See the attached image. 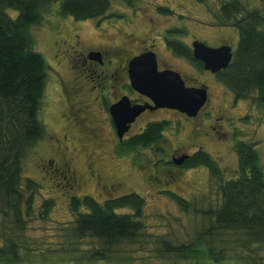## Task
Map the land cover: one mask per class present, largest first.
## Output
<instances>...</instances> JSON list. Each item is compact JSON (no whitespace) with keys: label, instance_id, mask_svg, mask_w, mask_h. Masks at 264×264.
Here are the masks:
<instances>
[{"label":"rangeland","instance_id":"1","mask_svg":"<svg viewBox=\"0 0 264 264\" xmlns=\"http://www.w3.org/2000/svg\"><path fill=\"white\" fill-rule=\"evenodd\" d=\"M241 2L246 9L258 10L264 14V0H109L110 8L107 16L101 20H88L76 22L71 17L62 16L59 13V3L51 4L43 15L39 26H33L29 33L33 39V50L40 53L47 65V81L42 99L39 118L45 125V136L33 148L29 149L23 160V180H33L38 189L33 195L32 208L29 214L24 216V229L15 232L14 236H8L13 230V221L10 212L0 215V248L5 246L9 238L19 236L18 257L14 262L6 261L0 264H232L233 261L226 260L215 263L204 257L193 260L182 261L175 255L162 254L159 251L158 241L164 239L175 244H185L193 241L198 234L207 228L208 216L206 213L214 212L221 205L220 194L216 181L210 176L205 167L195 169H180L176 171L164 166V162L170 160L171 155H192L201 148L215 161L220 168L224 178L238 171L237 155L234 145L238 141L251 144L258 154L259 165L264 172V105L256 102L255 94H251L243 100H234L233 94L215 78L205 75L202 69L195 68L188 59L175 56L169 49L165 48L162 39H175L183 45L190 47L192 41H200L207 46L214 47L219 43L237 40V30L229 27V24L221 21L220 8L229 2ZM159 8L168 10L160 12ZM14 17L15 12H7ZM100 22V23H98ZM67 33L69 38L65 47H59L56 52L57 33ZM68 31L70 33H68ZM62 34V38H64ZM131 34V35H130ZM78 35L79 43L99 47L100 45H118L129 42L130 48L139 46L138 40H144L156 45L155 52L158 54V67H168L180 73L186 85L198 86L207 83L209 99L198 114V120L168 109H159L154 113L144 115L137 123L136 128H141L145 123L152 121L167 120L168 129L163 138L150 149H142L129 154H120L119 148L112 145L111 131L103 125L104 130L93 135L86 130L87 136L91 137L84 141L69 137V143L64 141L61 128L62 121L58 118V109H63V101L58 95V86L54 84V78L58 71L63 79H75L83 81L84 100L90 109L99 110L93 100L94 95H87L84 90V82L87 85L97 84V80L86 79V73L78 61V58L67 51L68 45ZM132 40V41H131ZM57 61H64L66 68L56 65ZM209 77V78H208ZM88 78V76H87ZM81 84V81H80ZM108 95L109 90H103ZM52 100V101H51ZM53 104L51 107L48 102ZM110 99L106 102H98L99 106L107 112ZM220 112V113H219ZM212 113L210 119L206 116ZM102 114V115H101ZM99 116L95 112L96 119L102 118L104 112ZM98 116V117H97ZM64 117H69L67 113ZM216 120L213 122L212 118ZM225 122V125L223 123ZM199 122V124H198ZM211 124L219 130L226 126L219 135L220 147L205 145L202 141L203 132L200 125ZM205 131V130H204ZM222 131V129H221ZM79 132V131H77ZM76 132V133H77ZM74 134V132L72 131ZM60 141L53 142V136L59 135ZM52 139V140H51ZM71 140V141H70ZM104 140L105 146L98 147L97 143ZM92 143L97 146L94 156L101 159L99 164L102 171L109 174L112 169L116 175L124 179L122 190L110 191L109 195L104 191L93 188V183L87 180L85 174L86 146ZM68 146L73 149L75 172L79 182L72 187L64 186L60 176L53 177L48 170L40 168L39 159L46 158L51 153V145ZM161 150V152H159ZM212 150L216 151L215 153ZM86 151V152H85ZM95 158V157H94ZM157 160V161H156ZM136 165V166H135ZM158 165V167H157ZM175 174L172 176L166 171ZM171 178H175L172 180ZM24 187V185H23ZM105 190H109L106 188ZM165 190H169L184 200L191 203L188 211L181 210L174 202L167 198ZM134 192L146 200L143 209L142 221L144 229L141 234L130 241H124L113 249L111 256L106 260H92L90 254L94 249H100L95 238L86 237L80 241L78 251L74 253H61L59 248H67L70 239V228L73 227V216L69 211V200L72 196H91L98 202L117 198ZM70 196V198H69ZM52 199L54 206L46 213H42L44 200ZM129 209L118 210V213H128ZM211 212V213H212ZM224 236V235H223ZM18 242V240H16ZM213 251L217 253L224 249L227 254L229 250V237H222L220 241H212ZM254 253L261 256L259 246H253ZM60 250V249H59ZM199 253L204 249L197 247Z\"/></svg>","mask_w":264,"mask_h":264},{"label":"trees","instance_id":"2","mask_svg":"<svg viewBox=\"0 0 264 264\" xmlns=\"http://www.w3.org/2000/svg\"><path fill=\"white\" fill-rule=\"evenodd\" d=\"M55 2L62 16L76 22L101 20L110 8L109 0H0V215H12L9 225L13 232L8 236L24 229L23 213L29 214L32 208L38 186L29 178L23 180V160L29 149L43 140L46 130L39 113L47 65L33 50L29 29L41 24L44 13ZM8 11L15 12L14 17ZM159 11L168 12L163 8ZM220 14L221 21L238 31V42L233 59L217 78L235 101L255 94L256 102L264 105V14L235 1L223 4ZM166 44L175 56L194 60L189 47L179 41L168 39ZM168 127L167 121L147 124L139 135L119 144V153L127 155L156 145ZM234 148L238 171L227 179L206 152H198L184 163L183 169L207 168L217 183L221 205L206 213L207 228L193 241L175 244L162 239L158 241L160 253L178 256L182 261L204 257L215 263L231 260L232 264H264V172L251 144L238 141ZM165 194L181 210L188 211L192 206L174 193ZM68 205L73 216L67 237L70 244L56 250L63 254L78 251L77 244L92 237L100 249H94L90 258L106 260L113 249L137 238L144 229L146 200L134 192L101 203L90 196H73ZM53 206L52 199L44 200L42 213ZM122 209L129 211L117 212ZM223 235L229 237L230 255L224 249L213 251L212 241H220ZM19 240V236L9 238L0 248V263L15 261ZM198 246L203 253L198 252ZM253 246L260 247L261 256L254 253Z\"/></svg>","mask_w":264,"mask_h":264},{"label":"flooded vegetation","instance_id":"3","mask_svg":"<svg viewBox=\"0 0 264 264\" xmlns=\"http://www.w3.org/2000/svg\"><path fill=\"white\" fill-rule=\"evenodd\" d=\"M100 23V22H98ZM229 27L232 28L233 26ZM235 29V28H234ZM68 33H70L68 31ZM63 32L57 33L58 40L56 41L55 44H57L55 50L56 52H60L59 47H65L66 43L68 40H65V37L69 38V35L64 34V38H62ZM238 34V31L236 33V36ZM131 35V34H130ZM138 40L139 46L135 48H130L129 47V42L127 43L126 41L124 43H120L116 46L114 45H100L99 47H92L91 45H83V43H79V37L78 35H74L73 40L70 42V45H68L69 50L67 49L68 53L70 50H72V53L75 54V56L78 58V61H80L81 66L83 67L85 73H86V79H96L97 84L95 85H87V83L84 82V90L87 95H94L93 100L95 103L98 105L99 110H94L90 109L89 104L86 103L87 100H84L83 97V90H81V86L83 85V81L79 80L75 77V79H63L62 77L59 76L58 71H54L56 77L54 78V84L58 86V95L61 101H63V109L59 110L58 109V118L62 121L63 127L61 128V133L64 138V141L66 143H69V137L71 139H75L76 141L79 139H83L84 141L91 139L92 136L97 137V134L93 135V130H97V133H101L102 130H104L103 125L107 127L109 131H111V138H112V145L117 142V144L114 146L119 147V144L121 142L127 141L130 138L139 135L143 129H145L146 125L151 123H145L141 128L135 129L136 128V123L146 114L148 113H154L157 110L150 111V110H145L142 114H140L135 121L129 126L128 131L122 136L121 139L118 138L116 130L114 128V125L112 123L111 116L109 114V108L116 104L121 98L125 97L128 99L129 104L131 106L134 105H144V106H153V103L151 102L150 99L147 97L140 95L136 91H134L131 88L130 85V80H129V74H128V64L133 59L134 57H138L140 55H143L145 53H153L156 58V63H157V70L158 71H165V70H171L174 72H177L173 69H168V67H164L162 69H159L158 67V54L155 52L156 45L154 43L149 42L147 45L144 44V40ZM168 39L164 38L162 39L163 46L167 48L166 41ZM132 41V40H131ZM192 41L190 43L189 49L191 50V56H192ZM237 42H238V36L237 40L235 42H230L227 41L225 43H219L217 46H214L213 48L221 47V46H228L231 49L232 53V58L234 52L237 47ZM210 47V46H209ZM168 49V48H167ZM171 51V50H170ZM56 59V65L58 67H61L63 69L66 68V63L62 60L57 61L58 55H54ZM178 57V56H177ZM188 62L191 63L192 66H194L196 69H202L203 73L205 75H208L209 77L215 78L217 81V73L212 74L208 71H205L203 69V65L201 62L196 61V60H188ZM231 62V61H230ZM178 73V72H177ZM182 80L185 83L186 87H190L186 85V82L182 75L178 73ZM88 76V78H87ZM208 77V78H209ZM210 77V79H211ZM81 81V84H80ZM220 82V81H219ZM221 83V82H220ZM193 88H205L206 93H207V101L209 99V90H208V85L207 83L204 82L201 83L200 85H191ZM109 90L108 95L102 93L104 92L103 90ZM106 98L110 99V105L107 106V112H105L98 104L99 100L100 102L105 101ZM52 101V100H51ZM48 102V104L51 107H54L53 104ZM206 101V103H207ZM234 101V99H233ZM235 102V101H234ZM205 103V104H206ZM205 106V105H204ZM203 106V107H204ZM202 107V108H203ZM201 108V110H202ZM200 110V111H201ZM173 112V110H171ZM199 111V112H200ZM95 112H97L98 116L104 112V115L102 118H99L98 120L96 119ZM177 112V111H176ZM67 113L69 117H64V115ZM220 113V112H219ZM199 114V113H198ZM198 114L196 117L191 118V119H196L198 117ZM102 115V114H101ZM97 116V117H98ZM206 116L210 119L212 116V113H207ZM189 118V117H188ZM198 120V118H197ZM216 120L215 117L212 118V121L214 122ZM160 121H167V120H160ZM157 121V122H160ZM154 122V121H152ZM168 122V121H167ZM224 125L225 122L223 121ZM199 124V122H198ZM203 136H202V141L205 143V145H210L214 148L217 146L220 147V143L217 140L219 135L222 134L223 130L227 129L226 126H222L218 129L213 128L212 125L209 123L208 125L202 124L200 125ZM222 129V131H221ZM86 130H89L92 132L91 137L87 136ZM205 130V131H204ZM74 132V134L72 133ZM79 131V132H77ZM77 132V133H76ZM59 135H54L53 136V142L58 143L60 139L58 138ZM164 137V136H163ZM162 137V138H163ZM52 140V139H51ZM92 140V139H91ZM71 141V140H70ZM161 139L159 140V142ZM98 147H103L105 146L104 140L100 141V143H97ZM97 146H92V143H89L86 146V151H90L89 154H86L87 157L85 160V174L87 180L93 183V188L99 191L102 190L105 192V194L109 195L110 191H117V190H122L120 187L123 185L124 179L121 176L116 175L115 172H113L112 169H108L109 174L106 175V172L102 171L101 165L99 164V161L101 159H97V155L94 156V152L97 150ZM223 146V145H221ZM152 147V146H151ZM151 147L147 148L150 149ZM49 151L51 152L48 157L41 158L39 159V167L42 168L44 171L48 170L49 173H52L53 177L58 175L61 177L63 180L64 186L67 187H72L73 185H76L79 182V178L75 172V167H74V160L75 156L73 153V149H69L68 146H59V145H51L49 148ZM85 151V152H86ZM201 148H197V151L193 153L192 155L188 154H181L180 156H175L171 155L170 160H166L164 162V166L169 169H174L177 172L182 169L183 165L187 160L195 155L198 152H201ZM214 153L216 151H221V150H212ZM204 152V151H203ZM209 155V154H208ZM181 156L187 157V159L182 163L180 166H176L173 164V159L178 158ZM95 157V158H94ZM210 157V156H209ZM210 159L215 163V161L210 157ZM157 161V160H156ZM216 164V163H215ZM217 165V164H216ZM136 166V165H135ZM158 167V165H157ZM166 171V170H163ZM168 172V171H166ZM172 176L175 174L168 172ZM174 180L173 178H171ZM108 188L109 190H105ZM171 192L169 190H165V193ZM173 193V192H171ZM175 194V193H174ZM88 196V195H85ZM73 197V196H72ZM83 197V196H82ZM91 197V196H90ZM70 198V196H69ZM93 198V197H92ZM112 199V198H111ZM108 200V199H106ZM105 201V200H103Z\"/></svg>","mask_w":264,"mask_h":264},{"label":"water","instance_id":"4","mask_svg":"<svg viewBox=\"0 0 264 264\" xmlns=\"http://www.w3.org/2000/svg\"><path fill=\"white\" fill-rule=\"evenodd\" d=\"M192 57L202 63L205 71L216 74L227 68L232 53L228 46L213 48L200 41H194ZM128 74L131 88L150 99L153 106H131L125 97L112 105L109 114L119 139L145 110L168 109L194 118L207 101L205 88L186 87L177 72L158 71L153 53H145L131 59L128 64ZM186 159L185 156L174 158L173 164L180 166Z\"/></svg>","mask_w":264,"mask_h":264}]
</instances>
